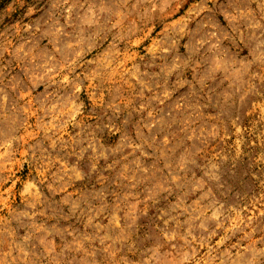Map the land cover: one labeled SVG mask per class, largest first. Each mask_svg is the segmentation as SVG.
I'll use <instances>...</instances> for the list:
<instances>
[{
	"label": "rangeland",
	"instance_id": "374dc122",
	"mask_svg": "<svg viewBox=\"0 0 264 264\" xmlns=\"http://www.w3.org/2000/svg\"><path fill=\"white\" fill-rule=\"evenodd\" d=\"M0 264H264V0H0Z\"/></svg>",
	"mask_w": 264,
	"mask_h": 264
}]
</instances>
